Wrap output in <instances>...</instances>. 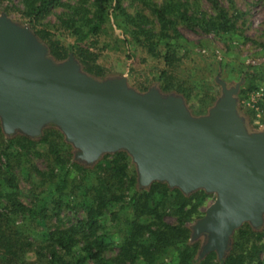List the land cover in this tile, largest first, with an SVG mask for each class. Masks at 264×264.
Listing matches in <instances>:
<instances>
[{
  "label": "water",
  "instance_id": "1",
  "mask_svg": "<svg viewBox=\"0 0 264 264\" xmlns=\"http://www.w3.org/2000/svg\"><path fill=\"white\" fill-rule=\"evenodd\" d=\"M222 96L209 113L194 116L183 96L158 88L140 92L126 77L97 79L74 55L57 62L28 26L0 16V120L7 135L36 138L56 125L93 165L125 150L136 163L138 183L164 181L189 195L215 194L192 226L205 236L200 257L223 259L245 223H264V131L248 130L236 94L219 81Z\"/></svg>",
  "mask_w": 264,
  "mask_h": 264
},
{
  "label": "trees",
  "instance_id": "2",
  "mask_svg": "<svg viewBox=\"0 0 264 264\" xmlns=\"http://www.w3.org/2000/svg\"><path fill=\"white\" fill-rule=\"evenodd\" d=\"M91 1L90 5L73 6L67 5L65 0H21L24 5L22 17L45 43L49 55L56 61L66 60L72 54L84 71L99 77H105L106 73L97 64L98 38L109 17L122 18L144 36L152 33V30H147V26L155 21L160 25L158 36L164 38L177 35L173 17L208 33H226L236 27V21L222 5V0H207L215 14L202 17L190 13L185 5L179 6L170 0L152 8L153 20L142 11L130 13L124 5L125 0ZM136 1L148 4L150 0ZM66 5L71 8L72 14L63 22L77 36L74 43L67 47L61 45V40L54 38L50 31L40 26V22L55 8ZM145 42L149 53L157 52L158 41L153 34L146 37ZM164 58L162 77H170L173 72L171 45ZM161 89L166 93H184L181 85L161 83ZM16 140L22 150L32 154V145L37 142L46 143V136H7L0 128V185L5 187L0 189V197L6 203L2 208L11 214L0 213V264H31L27 257L35 247L34 242L23 235V228L11 225L7 220L9 216L14 218V223L17 217H33L37 213L42 219L48 218L46 198L39 208L29 207L19 199L20 187L9 158L10 146ZM55 159L65 171L63 183H66L70 176L69 168L59 152ZM130 159L125 150L106 153L99 159L95 164L97 169L100 167L101 170L110 172L115 182L98 177L96 184L91 190L88 189L86 196L90 197L77 202L83 215L75 214L67 227H47L40 233V242L35 252L46 258V264H167L165 259L169 253H172L175 264H264V226L256 229L250 223H245L236 231L223 259H219L217 252H209L202 259L200 251L203 243L192 240L191 223L204 215L200 208L211 194L201 189L187 195L164 181H155L147 188L140 187L138 174L132 176L128 173ZM84 164L73 162L72 166L85 168ZM116 185L119 186V191L114 190ZM121 202L127 203L132 216L126 220L122 238L115 241L106 228L104 215L110 212L113 217H117L118 213L113 207ZM68 205L72 208L75 206L70 203ZM170 218L174 221L171 222Z\"/></svg>",
  "mask_w": 264,
  "mask_h": 264
},
{
  "label": "rangeland",
  "instance_id": "3",
  "mask_svg": "<svg viewBox=\"0 0 264 264\" xmlns=\"http://www.w3.org/2000/svg\"><path fill=\"white\" fill-rule=\"evenodd\" d=\"M168 1L170 0H150L148 4H145L136 0H125L124 5L130 13L136 14L137 11H142L153 20L152 8ZM172 1L179 6L185 5L190 13L198 17L215 14L207 0ZM65 2L73 6L92 3L91 0H65ZM67 5L55 8L40 22V26L50 31L54 38L60 39L61 45L65 47L70 46L77 38L63 22L72 14L71 8ZM222 5L228 9L229 15L236 21L235 29L226 33H208L173 17V27L177 30V35L171 38L158 36L160 25L153 21L149 24L150 26H147V30H152V33L144 36L136 32V29L130 27L122 18L109 17L98 38L97 64L104 69L106 75L99 77L88 74L100 80L109 77H126L129 85L140 92L158 88L164 94L183 96L188 109L194 116L208 114L217 103L222 96L220 80L225 81L229 88L238 85L236 94L238 109L245 119L248 130L264 131V127L258 128L254 124L257 120V108H259L262 114L260 119L264 125V0H222ZM23 10L24 5L21 0L0 1V16L5 12L15 22L30 27L22 17ZM170 32L173 34V29ZM152 34L158 41L157 52L154 54L148 52L145 44L146 37ZM169 45L173 53V72L170 77H162L165 67L164 57ZM161 83L181 85L184 93L177 91L166 93L161 89ZM252 87L255 88L252 89ZM0 126L3 133L7 135L1 120ZM19 134L22 133L13 135ZM42 134L46 136V143L33 144L30 148L32 154L22 150L17 140L12 143L9 151L10 162L14 166L20 187L19 199L33 208H39L44 198L47 199V219H42L38 213L33 217H17L16 223L12 216L7 218L11 225L23 228V235L34 242V251L29 253V258L27 257L31 264L47 262L46 258L35 252L43 230L47 227H67L75 214L83 215L77 202L90 197V195L86 196L88 189L91 190L98 177L115 182L110 172L103 171L100 167L97 169L95 164L99 160L93 165L84 164L85 168L72 166L73 162H82L76 160L75 147L66 140L65 134L56 125H47ZM58 152L70 171L66 183H63L65 171L56 163L55 158ZM128 173L132 176L138 174L132 157L129 161ZM118 187V185L114 186V190L119 191ZM3 188L5 189L0 185V189L3 190ZM215 199L216 195L211 194L200 208L204 215ZM68 203L75 206L72 208ZM5 205V200L0 197V213L11 215L7 209L2 208ZM127 207L126 202L118 203L113 207L118 213L117 217H113L110 212L104 215L106 228L115 241L122 238L126 229V220L132 216V212ZM169 220L174 221L172 218ZM197 220L191 223V227ZM205 238L203 235L196 240L204 243ZM165 260L167 264H175L172 253H169ZM209 264L214 263L209 262Z\"/></svg>",
  "mask_w": 264,
  "mask_h": 264
},
{
  "label": "built area",
  "instance_id": "4",
  "mask_svg": "<svg viewBox=\"0 0 264 264\" xmlns=\"http://www.w3.org/2000/svg\"><path fill=\"white\" fill-rule=\"evenodd\" d=\"M258 110V113H257V120L254 122V124L258 127V128H261V127H264V125L262 124V120L260 119L262 114L260 113V109L257 108Z\"/></svg>",
  "mask_w": 264,
  "mask_h": 264
}]
</instances>
